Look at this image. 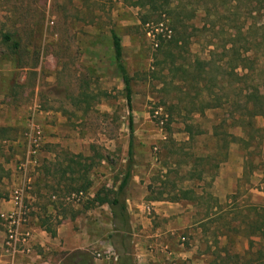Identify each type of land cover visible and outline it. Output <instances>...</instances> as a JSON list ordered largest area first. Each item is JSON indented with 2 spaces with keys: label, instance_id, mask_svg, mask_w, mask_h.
I'll return each mask as SVG.
<instances>
[{
  "label": "rangeland",
  "instance_id": "rangeland-1",
  "mask_svg": "<svg viewBox=\"0 0 264 264\" xmlns=\"http://www.w3.org/2000/svg\"><path fill=\"white\" fill-rule=\"evenodd\" d=\"M145 15L149 21L142 24ZM263 23L264 0H170L169 8L153 11L139 6L137 0H0V33L16 32L21 42L18 65L0 46V125L11 128V139L0 142V161L9 170L4 190L9 195L12 187L29 178L24 201L30 210L27 193L38 168L48 166L45 175H62L71 187L78 181L66 178L78 176L86 166V176L96 189L121 178L127 162L129 111L113 57L110 30H114L121 37L132 88L135 179L130 197L135 192L149 198L143 191L150 182L156 192L152 196L164 189L167 197L172 184L194 188L202 195L193 202H171L170 215L156 210L169 201L150 206L144 214L149 229L162 228L160 233L168 224L181 225L163 234V241L172 254L185 250L189 255L172 257L160 249V242L152 243L147 237L146 255L139 260L195 264L200 257L209 264H264V115L255 118L260 129L252 133L249 145L217 139L231 138L224 132L247 138L237 117L244 118L256 98L264 110ZM234 26L240 27L241 37L256 36L260 42L252 47L246 40L238 41L240 51L248 48L247 54L257 57L249 63L257 70L240 81L227 75V48ZM215 95L220 105L207 107L215 102ZM31 122L40 128L42 141L36 163L23 172L24 134ZM187 124L192 125V137L185 131ZM68 160H73V175L61 172ZM236 167H241L237 178ZM189 170L202 178L189 179ZM229 178L236 180L227 188ZM55 183L48 189L56 197L49 195L47 203L60 206L66 216H77L82 199L75 200L70 191V199L62 198V188ZM217 183L219 189H229L218 206L205 193L213 194ZM80 217V225L94 229L85 234L94 241L76 250L90 253L93 264L116 262L109 240L112 228L110 232L108 225L95 228L94 212H82ZM133 237L135 255L133 241L139 236ZM66 255L60 264H65Z\"/></svg>",
  "mask_w": 264,
  "mask_h": 264
},
{
  "label": "trees",
  "instance_id": "trees-1",
  "mask_svg": "<svg viewBox=\"0 0 264 264\" xmlns=\"http://www.w3.org/2000/svg\"><path fill=\"white\" fill-rule=\"evenodd\" d=\"M146 2H140L137 0V4L142 7H146L147 9H151L152 11L154 9H157L159 7L162 8H169L170 7V0H161V3H156V0H145ZM155 7L154 5H157ZM148 5L150 8H148ZM237 6H233V9L235 11ZM250 13V10L245 11ZM190 17H193L194 15L190 12ZM140 21L142 24H145L149 21V16L145 15L140 18ZM264 25V23L262 24ZM263 27V26H262ZM235 34H233V37H229V46L227 48L228 50V56L226 58V61L229 66V73L227 75L231 78H235L238 81L241 79L246 78L249 73L256 71V67L253 65H249V63H253L254 60L256 61V55L254 53L250 56L247 54L248 48H244V51H240V47L237 45L238 41L246 40L247 43L252 45V47L259 46V38L254 36L251 38H247L244 34V36L241 37L240 34V27L234 26ZM237 31V32H236ZM111 35V45L113 50V57L115 62L116 70L121 78V81L123 83V92H124V99H125V105L127 107V110L129 111V139H128V147H127V162L125 165V168L123 170V174L121 178L118 179V182H114L111 185H102L100 186L96 192L94 193L91 200H87V207L94 205V203L101 205V204H107L111 213V225H112V231L109 234V240L111 243V246L114 248L116 252V262L115 264H136L135 263V257L132 251V229H131V222H130V215L126 203L127 198V188L130 183L131 177H132V170L135 163L134 160V150H133V129H132V114L130 113L131 110V95H132V88H131V78L128 74V71L124 65L123 62V56H122V44H121V37L114 31L110 30ZM264 36V35H262ZM173 42L177 43L178 39H175L173 37ZM225 44H223L224 46ZM0 46H3V48L13 57V61L16 62L15 64L18 65V55L21 48V42L16 34V32H2L0 33ZM225 47V46H224ZM239 70L242 71V74H239ZM212 101H215L214 103L208 102L206 104L207 107H216L219 106L218 97L215 95L212 97ZM170 115V114H168ZM264 115L263 110V102L256 98L253 100L251 107L248 109V114L246 116L241 117L238 116L237 119H241L240 125L242 128L247 132V138H238L234 136L231 133L224 132L225 135H228L231 137L229 140H226V138H217L218 140H222L223 143H229L233 141H240L241 143L245 145L250 144V139H252L254 136L252 135L253 132L258 131L260 128L255 126V118L257 116ZM235 120V118L233 117ZM192 125L187 124L185 126V131L188 133L189 137H192ZM248 130H251L250 132ZM11 128L9 126L0 125V142L6 141L11 139L10 136ZM214 136H217V131L213 132ZM226 155V154H225ZM77 156L80 158L81 155L77 154ZM224 159V158H223ZM222 160V159H221ZM218 160L216 165L219 163ZM68 164L64 167L61 172L63 174H66V172H69L70 175L75 173L74 167L70 164L73 160H68ZM81 171L78 173V176H69L66 179H69L70 181L77 180V184L71 187V184L65 185L68 188V191L79 193L82 192L83 194L87 191V189L91 186L92 182L87 178L86 172L88 166L81 167ZM164 175L167 177L169 174L168 172H164ZM9 176V170L5 168L4 164L0 161V198L1 199H7L8 194L4 190L3 187V181L5 178ZM62 177V175H61ZM201 179V174H194L192 170H189L188 172V178ZM164 184V183H163ZM147 189L149 191V194L151 195L149 199L154 200H160L165 199L168 201H179V200H187V201H195L200 198H202V195H199L195 192L194 188H186L181 187L177 188L174 184H172L171 189L169 190L167 197H163V191H158L157 195H153V193H156L152 186L151 182L147 185ZM171 191V192H170ZM170 193H172L170 195ZM206 193V197L214 201L216 205L218 206L217 199L211 194ZM204 194V192H203ZM49 218L43 219L41 222V226L43 229L49 233V235L54 236L55 230L51 227L50 223L48 222ZM261 235L264 239V223L263 228L261 229ZM65 264H93L92 263V256L90 253L83 252V251H73L67 253L65 257Z\"/></svg>",
  "mask_w": 264,
  "mask_h": 264
},
{
  "label": "crops",
  "instance_id": "crops-1",
  "mask_svg": "<svg viewBox=\"0 0 264 264\" xmlns=\"http://www.w3.org/2000/svg\"><path fill=\"white\" fill-rule=\"evenodd\" d=\"M50 113V112H49ZM48 117H53L54 114H46ZM45 170L48 171V166L44 167ZM44 168H38L37 171L32 175L31 177V184H30V190L27 193V201L29 203L30 210L29 211V217L31 220V225L33 228V236L31 238V251L28 254H11L3 245L4 242V230L0 222V264H60L63 260V256L67 254L68 252H72L76 249H84L85 247H88V244L92 243L93 239H87L86 233L89 234L91 231L94 233V229L91 230L86 225H80V221L82 218L80 217V214L84 212L85 214L94 212L95 213V219L92 222L93 226L97 229L100 224L108 225L109 228L107 229L109 232L111 231L112 225H111V213L109 210V207L107 204H101L98 205L94 203V205L87 207V200H91L94 193L96 192V188H94L91 184V186L87 189V191L82 194V197L79 199H82L81 204V210L79 211L77 216L69 217L63 214V212L60 209V206L58 205H52L50 203H47L46 199H49V195H51V191H49L48 187L52 184H58L62 188L63 194L60 195L62 198L65 196L67 198L68 195V188L65 186L66 183L64 177L62 176H50L45 175L43 172ZM241 174V167L235 168V177H239ZM61 178V179H60ZM64 179V180H63ZM88 179L92 182V178L88 177ZM134 176L132 175L130 183L134 180ZM235 178H229V184H227V188L231 185H233V182L235 181ZM130 183L127 188V198L126 203L130 215V222H131V229L133 230L132 236L136 237L137 235L139 238L136 240V242L133 241V247L135 248V263L136 264H143L142 260H139L140 255H146L144 252V244H148V241L146 240L147 237H151L152 239L150 242H160L158 243V246L162 251H165L168 255H174L176 258L184 259L186 255H189L188 251H179L178 253H173L169 250L168 244H166L163 241V234L167 232H173L174 229H177V225H166L165 230L163 233H160L159 227H155L151 230L149 229V218H147L144 214L146 210L149 209V207L167 202L168 200L160 199V200H154L149 199L140 196V193L131 194L130 197ZM50 184V185H49ZM108 185V184H106ZM29 189V188H28ZM144 189V188H143ZM228 190H221L218 187V183L216 186V189L214 193L212 194L216 199L217 203H221L223 200H225V196L228 193ZM224 191V192H222ZM68 192V193H67ZM144 195L146 192L149 194V191L147 189V185L145 186V190L143 191ZM222 192V193H221ZM74 193V192H73ZM202 194V193H201ZM150 195V194H149ZM52 197H56L55 194L51 195ZM180 201V200H179ZM187 201V200H186ZM172 202H178V201H172ZM191 202V201H190ZM171 204V206H170ZM171 201H169L168 206H165L163 209H156L157 213H161L162 215H170L174 208L172 207ZM171 208V209H170ZM216 207H214L215 209ZM13 209V203L11 200L8 199H1L0 198V212H5L8 210ZM148 213V212H146ZM49 218V223L51 227L55 230V235L51 236L49 233H47L43 227L41 226V222L43 219ZM107 221V222H106ZM76 222L78 224H76ZM78 227V229L74 228ZM153 227V226H152ZM173 227V228H172ZM181 225H179V228ZM178 228V229H179ZM89 229V230H88ZM140 234V235H139ZM95 237V234L93 235ZM165 236V235H164ZM133 237V238H134ZM251 237V236H249ZM161 241H159L160 239ZM184 239V238H183ZM106 242V240H105ZM167 242V241H166ZM210 243V242H209ZM149 246V245H148ZM107 247L111 248L109 244L107 243ZM139 247H143L141 251L139 252ZM197 247V245H196ZM77 251V250H76ZM134 254V252H133ZM202 259V258H201ZM200 257H198L194 263L195 264H209V261L206 259V261L201 260ZM109 261L106 260V263ZM115 264L114 262H109V264ZM95 264H100L99 262H95Z\"/></svg>",
  "mask_w": 264,
  "mask_h": 264
},
{
  "label": "built area",
  "instance_id": "built-area-1",
  "mask_svg": "<svg viewBox=\"0 0 264 264\" xmlns=\"http://www.w3.org/2000/svg\"><path fill=\"white\" fill-rule=\"evenodd\" d=\"M166 33L169 36L170 30H166ZM24 135L27 149L25 153L26 159L24 163L20 164L23 172L27 170L29 164L34 165L36 163L37 149L42 141L41 130L34 122H31ZM26 181L28 183L30 181L29 178ZM27 183L25 182L23 185L11 188L7 199L12 201L13 209L0 212V222L4 230L3 245L13 255L28 254L31 251L33 228L29 211L24 201ZM82 194V192L73 193L71 197L79 200ZM67 199H70V197H67Z\"/></svg>",
  "mask_w": 264,
  "mask_h": 264
}]
</instances>
